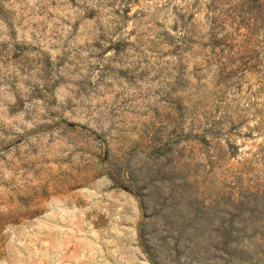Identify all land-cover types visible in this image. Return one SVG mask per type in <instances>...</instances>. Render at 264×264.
Listing matches in <instances>:
<instances>
[{
	"label": "rangeland",
	"instance_id": "374dc122",
	"mask_svg": "<svg viewBox=\"0 0 264 264\" xmlns=\"http://www.w3.org/2000/svg\"><path fill=\"white\" fill-rule=\"evenodd\" d=\"M0 264H264V0H0Z\"/></svg>",
	"mask_w": 264,
	"mask_h": 264
}]
</instances>
